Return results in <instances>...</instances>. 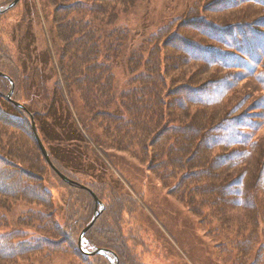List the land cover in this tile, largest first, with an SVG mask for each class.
Here are the masks:
<instances>
[{"label":"trees","instance_id":"obj_1","mask_svg":"<svg viewBox=\"0 0 264 264\" xmlns=\"http://www.w3.org/2000/svg\"><path fill=\"white\" fill-rule=\"evenodd\" d=\"M45 1L44 8L51 6L56 11L53 19L64 35L61 42L69 43L64 52L67 63L62 62L66 91L74 92L78 85L86 109L99 110L96 115L102 126L95 137L99 148L131 154L147 165L166 187H173V195L209 224L213 234L222 232L227 236L224 245L230 249V264H264V32L251 28L256 24L264 28V3L193 0V7L216 9L223 5L227 9L218 13H239L243 21L216 24L213 31L201 22L189 23L190 27L183 23L186 26L181 27H187L185 34L196 33L195 38L206 35L197 39L208 45L185 40L179 32L171 34L174 23L166 25L132 56L129 67L137 73L133 78L137 88L129 92V101L125 98L127 113L113 114L110 112L113 99L108 102L105 98L115 89L113 62L122 57L130 37L128 31L120 32L115 26L121 13H128L140 0ZM57 19L62 25L68 24L65 31ZM227 36L231 37V43L225 39ZM3 62L1 59L0 72L4 77H0V96L6 100L7 95L2 91L8 89V94L10 79L14 80L13 101L22 103L27 113L8 101L17 115L11 117L0 112V218L7 217L0 220V264L26 262L63 240V244L72 245L78 257L93 260L94 264L106 262L108 258L103 255L82 254L78 248L81 234L79 239L75 237L82 220L86 224L95 215L97 202L90 192L92 188L67 174L53 153L50 158L54 166L75 183H65L49 166L31 124V116L38 122L39 113L30 111L28 101L24 100L27 85H21L23 79L15 67ZM195 63L201 64L197 73L192 71ZM217 70L223 76L216 80L221 87L212 92L209 84L218 75ZM166 72L181 73L190 79L180 81L173 88ZM193 72L200 75V82L211 81L196 88L191 83ZM207 74L212 75L203 78ZM88 80H95L93 88ZM59 89L64 93L61 86ZM228 91V96L242 95L237 102L230 100L226 104ZM198 106L203 108L198 111L200 118L194 111ZM41 164L51 173L47 174ZM75 164L78 163H72ZM48 175L71 191L64 225L56 222L55 195L45 186L50 182L46 179ZM106 184L111 188L91 185L99 190L93 191L106 208L85 235L86 241L93 245L90 249L113 252L120 258V264H136L127 249L130 246H125L132 237L123 239L118 234L117 222L134 200ZM20 203L37 207L12 226L8 216ZM3 228L8 230L4 232ZM95 233L100 237L96 239Z\"/></svg>","mask_w":264,"mask_h":264},{"label":"rangeland","instance_id":"obj_2","mask_svg":"<svg viewBox=\"0 0 264 264\" xmlns=\"http://www.w3.org/2000/svg\"><path fill=\"white\" fill-rule=\"evenodd\" d=\"M13 1L0 0V8ZM258 2L264 3V0ZM135 3H137L135 8L128 13H121L115 26L120 32L128 31L130 37L122 57L113 62L115 63L112 71L115 89L112 90V95L105 98L108 102L113 99L110 111L113 114L127 113L124 101L127 99L129 101V92L137 88L136 83L133 85V78L137 76V73L131 72L129 67L132 56L147 46L148 41L152 40L151 38L166 25L176 20L172 25L174 30L171 34L179 32L185 40L195 41L199 45H208L201 38L197 39L206 35L199 34L195 38L193 35L196 33L185 34L187 27L181 26L190 27L191 23L202 18L217 25H231L235 21H243L242 14L239 13L232 15H229V11L218 13L217 11L227 9L223 5L216 9H208L210 6L192 7L193 0H140ZM45 4V0H23L15 11L0 18V62L3 59L5 65L15 67L20 72L23 79L20 82L21 85L23 87L27 85V92H24V96L26 93L27 96L24 100L28 101L27 106L30 111L39 113L37 122L39 133L42 139L44 138L50 154L53 153L59 158L61 167L68 171L67 174L81 180L85 185L89 184L88 186L95 192L97 189L91 185L111 188L106 184L108 183L120 195L128 194L130 199L134 200L127 207V213L117 222L118 234H121L123 239L130 235L132 237L124 244L130 246L127 249L135 258L136 264H230V249L224 245L227 236L222 232L218 235L213 234L209 224L201 220V217L194 215L186 203L173 195V187H165L162 181L150 172L147 165L134 159L131 154L105 147L100 149L96 144L95 137L101 131L98 127L102 126L96 115L99 110L86 109L87 104L79 97L78 85H75L74 92L67 93L62 71L63 65L67 63L64 52L68 50L69 43L61 42L64 35H61L53 19L56 11L51 6L44 8ZM60 21L59 19L58 23L60 27L62 26V31H65V26L67 27L68 24L62 25ZM192 27L196 29L195 25ZM251 28L264 32V28H261L259 24L252 25ZM211 30H214L212 26H210ZM230 38L227 36L225 39L231 43ZM205 59L210 62L213 60L207 56ZM6 60H11L13 64ZM195 65L192 71L197 73L201 64L195 63ZM194 72L191 78L192 86L198 88L211 81L200 82V75L196 76ZM217 72L215 80L209 84L212 92L218 91L221 87L216 80L223 76L219 75L218 70ZM166 75L173 88L180 81L186 82L190 79L183 77L181 73L169 75L166 72ZM210 75L212 74H207L203 78ZM87 82L91 88L96 83L95 80ZM59 86L64 89V93ZM2 92L7 95L8 89ZM229 93L228 91L226 95V104L230 103V100L237 102L242 95L228 96ZM70 94L72 96H69ZM2 103L6 111L9 108L14 115H17L11 105L0 97V104ZM198 107L194 108L195 113H199L197 117L201 116L198 111L203 109ZM76 162L78 164L72 165ZM42 167L47 174L51 173L46 165ZM46 179L50 182H47L45 186L55 195L58 215L56 222L58 225H64L67 222L66 211L71 199V191L58 185L50 175ZM73 199L77 202V198ZM35 207L37 206L25 203L17 204L14 212L8 216L12 226H15L19 218ZM6 218L1 216L0 220ZM90 221L85 224V220H82L75 230L76 239H79L82 229ZM136 235L138 237L134 241ZM95 236L96 239L100 237L97 234ZM63 241L44 248L42 254L18 264H94L93 260L87 261L81 256L78 257L72 245L63 244ZM85 244L88 248L93 246L88 240ZM233 256L235 257L234 253ZM102 264L116 263L107 259ZM232 264L235 263L232 262Z\"/></svg>","mask_w":264,"mask_h":264},{"label":"water","instance_id":"obj_3","mask_svg":"<svg viewBox=\"0 0 264 264\" xmlns=\"http://www.w3.org/2000/svg\"><path fill=\"white\" fill-rule=\"evenodd\" d=\"M20 2H21V0H15L14 3H13L12 5L6 7V8L3 9V10H0V14H3V13H5V12H7V11L13 9V8H15V6H16L17 4H19ZM13 86H14V84H12V88H13ZM11 95H12V93L10 94L9 99H11ZM33 124H34V122H33ZM34 132H35V134L37 135L36 124H34ZM37 137H38L39 145H40V147H41V149H42V151H43V154H44L45 158H47V160H48L50 166H51L53 169H55L54 166H53V164H52L51 158H50L49 155H48V152H47V150H46V147L43 146V144H42V142H41V140H40L39 135H37ZM55 171H57V172L60 174L61 178H62L64 181H66L67 183H68V182H69V183H72L71 180L67 179V178H66L64 175H62L57 169H55ZM96 202L98 203V205L103 206V204L101 203V201H99V200L97 199V197H96ZM97 213H98V214H97V215L95 216V218L93 219V222H92V223L90 224V226H89L87 229H85V230L83 231V233H82L81 240H80V242H79V247L81 248L82 251H84V248H82V240H83V236H84V234L93 228L94 223L96 222V220L98 219V217L100 216V214H102V213H100V212H97ZM96 253H99V252H94L93 255L96 254Z\"/></svg>","mask_w":264,"mask_h":264}]
</instances>
